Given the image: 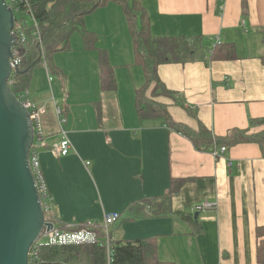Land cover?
Segmentation results:
<instances>
[{
    "label": "crops",
    "instance_id": "obj_1",
    "mask_svg": "<svg viewBox=\"0 0 264 264\" xmlns=\"http://www.w3.org/2000/svg\"><path fill=\"white\" fill-rule=\"evenodd\" d=\"M245 1L247 11L244 0H144L154 37L201 35L211 44L236 47L235 60L159 68L161 81L176 95L158 100L175 122L195 130L201 124L226 137L235 129L248 130L250 120L264 118V0ZM86 26L98 36L97 49L86 51L75 33L71 51L54 56L55 73L44 62L32 70L28 87L30 101L47 109L42 120L50 127L45 131L42 124L46 147L39 157L55 216L63 224L104 225L107 216L164 196L173 179L183 180L171 215L137 221L134 238L113 239L157 236L159 259L175 264H259L256 230L264 226L261 147L240 144L217 157L197 151L163 119H140L136 92L145 77L135 64L122 8L110 3L88 16ZM99 50L108 52L115 69V92L101 89ZM55 104L66 111V126L59 125ZM62 129L73 150L57 157L52 150ZM89 162L92 172L85 165ZM81 178L98 193V213L87 210L88 191ZM207 203L212 208L198 210Z\"/></svg>",
    "mask_w": 264,
    "mask_h": 264
},
{
    "label": "trees",
    "instance_id": "obj_2",
    "mask_svg": "<svg viewBox=\"0 0 264 264\" xmlns=\"http://www.w3.org/2000/svg\"><path fill=\"white\" fill-rule=\"evenodd\" d=\"M39 24L42 43L34 36L32 26L22 13H15V28L23 26L26 42L16 48L21 49L23 60L20 68L11 78V92L17 96L28 89L32 70L47 62L55 73L53 59L57 53L71 51V38L79 33L86 51L97 49L98 36L89 31L86 18L110 3L119 5L126 17L132 37L135 64L142 67L145 83L136 92V107L142 120L163 119L171 130L181 134L192 142L199 152L219 151L240 145L258 144L264 152V118L250 120L248 130L235 129L226 137H217L203 125L192 129L175 122L168 106L158 99L173 98L174 92L167 89L159 77V68L168 64H188L203 62L210 65L216 61H231L237 57L234 44H211L204 36L154 37L151 32L150 15L144 0H27ZM244 11L247 3L243 2ZM101 89L103 92H115L116 81L107 51L99 50ZM99 109V108H98ZM64 115L66 111L63 112ZM261 129L251 132L252 129ZM219 157L220 155H216ZM184 181L173 179L170 192L161 197H153L132 204L119 214L114 225L125 222H137L142 219H160L171 215V202L178 195ZM58 228L71 231H89L96 234L99 243L66 246H47L36 244L31 251L29 264H175L164 262L158 256L157 236L145 239L114 240L109 231L112 251L106 246L107 232L100 223L72 222L63 224L54 216ZM58 223V224H57ZM258 238L257 260L264 264V226L256 230Z\"/></svg>",
    "mask_w": 264,
    "mask_h": 264
},
{
    "label": "water",
    "instance_id": "obj_3",
    "mask_svg": "<svg viewBox=\"0 0 264 264\" xmlns=\"http://www.w3.org/2000/svg\"><path fill=\"white\" fill-rule=\"evenodd\" d=\"M15 21L13 9L0 0V264H29L31 249L48 226L30 166L35 131L10 88Z\"/></svg>",
    "mask_w": 264,
    "mask_h": 264
},
{
    "label": "built area",
    "instance_id": "obj_4",
    "mask_svg": "<svg viewBox=\"0 0 264 264\" xmlns=\"http://www.w3.org/2000/svg\"><path fill=\"white\" fill-rule=\"evenodd\" d=\"M9 6L13 9L15 13H22L24 17L27 18V21L31 20L32 27L34 30V36L42 43L41 34L39 30V24L36 20L34 13L29 8L27 0H6ZM18 39L19 42L24 44L26 42V34L23 26H20L17 31L12 32ZM23 60V53L21 49L16 47L13 48V58L11 60L13 74L20 68ZM12 82H10L11 86ZM16 96V95H15ZM17 99L22 102V104L27 108L30 113V118L33 124L35 131L34 143L30 153V166L32 172L35 176L36 184L38 186L42 207L45 213V223L46 226L36 244H44L47 246H66V245H80V244H97L99 240L96 234L89 231H71V230H62L58 228L54 222L55 210L53 205V199L48 194L46 184L40 169V151L46 147V137L42 128V116L47 113L45 107L38 108L30 101V94L28 89L22 93L17 94ZM55 111L59 125L62 127L66 123V118L64 116L61 106L55 104ZM61 141L53 147V153L57 157H66L73 150L71 141L68 139L66 133L61 130ZM227 152V148H221L219 151L215 152V155H224ZM86 166L89 163H85ZM212 208V204L207 203L203 206H199L198 210L203 211ZM115 216H107L105 218L104 227L107 232L106 246L108 247L109 252L112 251L113 247L111 245V239L109 237L110 226L115 222ZM49 225L53 227L50 228ZM32 247V248H33ZM32 251V249H31ZM31 254V252H30ZM30 260V257H29Z\"/></svg>",
    "mask_w": 264,
    "mask_h": 264
},
{
    "label": "rangeland",
    "instance_id": "obj_5",
    "mask_svg": "<svg viewBox=\"0 0 264 264\" xmlns=\"http://www.w3.org/2000/svg\"><path fill=\"white\" fill-rule=\"evenodd\" d=\"M29 26H32L31 20H29ZM62 53H64V52H60V53H57V54H62ZM54 63H55V60H54ZM55 66H56V64H55ZM114 74H115V69H114ZM72 75H74V74H72ZM51 78L53 79L55 77L52 76ZM73 84H74V82H73ZM42 124H43V127H44V130L45 131L47 130V126L50 127V125L48 123H46L45 120H42ZM57 126H59V125H57ZM64 126H66V124H64ZM88 166H87L88 170L90 172H92V162H89V165ZM81 180L83 182V185H84L85 190L88 191L87 192L86 202L89 204V207L87 208V210L88 211L95 212V213H98L100 211V205H99L100 204V200H99V196H98L97 191L95 192L93 186L91 185V182L88 183V181H86L84 178H81ZM92 183H93V180H92ZM94 187H95V185H94ZM70 214L71 213H69V215ZM118 215L119 214H117V216ZM111 216H115V214H113ZM135 226H136V223L135 222H125V223H122L120 226L119 225H114V226L112 225V226H110L109 231H110V233L112 234V236L115 239H116V237H120L121 235H122V237H130V238L133 237L134 238L133 232L135 230L134 229Z\"/></svg>",
    "mask_w": 264,
    "mask_h": 264
}]
</instances>
